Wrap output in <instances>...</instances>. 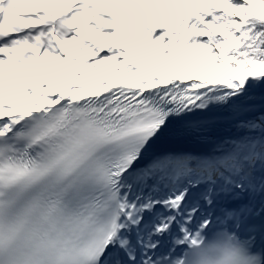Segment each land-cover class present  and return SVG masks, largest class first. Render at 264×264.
I'll return each instance as SVG.
<instances>
[{
  "label": "snow or ice",
  "instance_id": "snow-or-ice-1",
  "mask_svg": "<svg viewBox=\"0 0 264 264\" xmlns=\"http://www.w3.org/2000/svg\"><path fill=\"white\" fill-rule=\"evenodd\" d=\"M264 251V0H0V264Z\"/></svg>",
  "mask_w": 264,
  "mask_h": 264
},
{
  "label": "clouds",
  "instance_id": "clouds-1",
  "mask_svg": "<svg viewBox=\"0 0 264 264\" xmlns=\"http://www.w3.org/2000/svg\"><path fill=\"white\" fill-rule=\"evenodd\" d=\"M197 264H264V251L254 250L249 242L227 228L217 229L203 242L189 249Z\"/></svg>",
  "mask_w": 264,
  "mask_h": 264
}]
</instances>
